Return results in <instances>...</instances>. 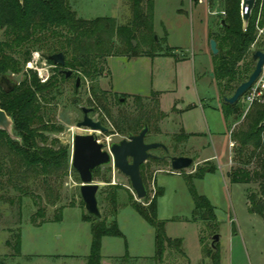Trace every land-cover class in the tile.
Wrapping results in <instances>:
<instances>
[{
    "label": "rangeland",
    "instance_id": "rangeland-1",
    "mask_svg": "<svg viewBox=\"0 0 264 264\" xmlns=\"http://www.w3.org/2000/svg\"><path fill=\"white\" fill-rule=\"evenodd\" d=\"M70 3L79 16L88 19L113 16L118 24H126L133 17L132 0H70ZM153 3L157 45L146 44L140 38L135 40L138 54L118 52L108 56L104 72L95 81L68 67L73 69L74 75L60 79V91L47 106L48 117L64 128L51 133V137H58L72 148L75 133L93 132L78 127L77 122L83 118V106H102L92 88L97 85V94L115 120L127 114L135 116L142 109L151 110L154 115L146 140L166 144L173 155L194 157V166L174 171L164 148L160 147L154 151L157 159L149 158L142 169L149 194L147 201L158 199V217L166 221L170 237L183 238L186 253L170 249L160 261L154 258V227L131 205L133 200L148 203L147 198H137L129 177L113 163L101 167L95 181L100 184L98 199L102 216L111 221L115 215L124 233L121 237H104L101 264H216L207 253V249L216 251V245L220 252L219 264H264V220L251 210L248 197V189L257 190L258 184L232 182L226 172L229 161L230 169L238 164L240 143L232 139L236 145L230 147V138L247 128L246 115L251 105L246 97L241 100L242 114L229 117L228 122L224 121L223 112L206 110L202 119L208 121L211 128L199 137L182 129L181 118L174 108L169 113L162 111V92L152 91L156 88L167 92L164 107L175 99L176 108L201 100L205 108L222 107L224 96L215 78L210 34L219 31L218 22L225 15L222 13L224 2L153 0ZM144 6L147 7L146 1ZM4 38V31L0 30V42ZM257 41L256 49L264 48L263 37L258 36ZM116 42L120 41L116 39ZM181 58L186 60L178 61ZM26 67L36 70L42 81L53 74L52 65L38 50L32 53ZM9 76L18 84L24 78L23 72L9 73ZM136 96L142 99L137 100ZM99 114H103L104 118L102 115L100 118L109 131H96V134L107 149L112 142L127 138L105 109H99L94 117ZM193 115V119L197 118L196 113ZM208 143L211 145L209 153L217 157L199 161L200 150ZM256 164V161L251 164L252 168ZM196 171L205 172L204 176L196 177ZM189 176H194L197 191L213 204L214 218L208 211L196 209ZM80 183L78 172L71 169L50 194L39 182L33 186L32 195H22V199L15 190L0 191L3 194L0 198V264H87L92 231L91 223L84 219L88 211L82 203ZM61 207L62 218L56 220ZM40 208L45 215H41ZM216 235L218 240L215 241Z\"/></svg>",
    "mask_w": 264,
    "mask_h": 264
},
{
    "label": "trees",
    "instance_id": "trees-1",
    "mask_svg": "<svg viewBox=\"0 0 264 264\" xmlns=\"http://www.w3.org/2000/svg\"><path fill=\"white\" fill-rule=\"evenodd\" d=\"M145 1L147 7L144 6ZM223 2L225 15L218 22L219 31L211 32L210 38L217 40L219 48V53L215 55V78L220 93L227 96L233 94L255 68L254 43L258 37V26H264V0H257L246 29L241 11L242 0ZM131 6L132 19L126 24H118L113 16L92 19L81 17L73 9L70 0H0V30L5 35L0 42V77L9 73L24 74L22 81L9 92L0 85V107L12 117L14 134L18 137L12 138L0 128V191L15 190L22 199V195H32L33 186L39 182L50 194L58 181H62L71 169L75 170L71 165V146L63 144L58 137H51V133L61 132L63 126L53 122L47 115L48 103L60 91V78L54 75L42 81L36 70L26 67L32 59V53L37 50L64 51L68 56V67L79 70L84 77L95 81L104 72L108 56L118 52L137 55L139 50L135 40L139 38L146 44L159 43L155 32L153 0H132ZM92 88L102 105L100 107L98 104L96 110L105 109L107 115L113 118L97 94L99 86L92 85ZM103 98L106 99V96ZM136 99L142 98L136 96ZM241 100L234 104L223 102L222 109L227 119L242 114ZM160 114L164 115V112ZM153 115L151 110L142 109L135 116L127 114L119 120L113 119L116 128L128 135L139 132L145 124L151 127ZM246 116L249 119L247 128L235 132L232 137L240 146L236 157L238 164L232 166L228 175L232 182L258 184L257 190L248 189V197L251 210L264 220V125H261L264 120V100H255ZM255 161L257 164L252 168L251 164ZM101 167L95 170V177L100 175ZM204 173L196 171L194 174L203 177ZM193 177L189 176L188 180L196 209L206 210L214 218L213 204L207 196L197 191ZM2 197L3 194H0ZM57 197L60 198V194ZM113 201L116 205V195ZM147 202L133 200L131 205L155 229L154 258L163 260L170 249L186 255L183 238L170 237L166 221L158 217V199L154 197ZM59 209L61 213L56 220L62 218V207ZM39 212L45 215L43 208ZM84 219L91 223L92 231L87 264H101L104 237H121L124 233L115 215L111 221L90 213ZM216 249H207V253L219 264L218 245Z\"/></svg>",
    "mask_w": 264,
    "mask_h": 264
},
{
    "label": "water",
    "instance_id": "water-1",
    "mask_svg": "<svg viewBox=\"0 0 264 264\" xmlns=\"http://www.w3.org/2000/svg\"><path fill=\"white\" fill-rule=\"evenodd\" d=\"M257 0H242L241 11L244 29L247 28L252 14V10ZM247 9V11H246ZM136 44V42H135ZM210 47L214 55L219 53L218 43L215 38L210 39ZM49 58L60 64H65V55L63 52L51 54ZM253 59L256 61L254 70L248 79L238 85L231 96H224V101L234 104L241 100L252 86L259 80L264 72V50L255 49ZM68 75L72 70L67 71ZM0 84L6 91H11L18 84L12 80L9 74H3L0 78ZM79 79L77 80V86ZM124 100V99H122ZM88 113L89 109H84ZM264 125V120L261 122ZM78 127H87L91 133H75L73 135L71 165L78 172L80 177V191L82 199L88 213L99 218L102 212L99 206L98 191L100 184L95 181V170L101 166L113 163L116 168L126 174L131 182L138 199L148 197V189L142 173V165L149 159L155 158L154 151L164 148L166 157L171 161V165L176 170H182L194 166V158L188 155H173L168 146L159 141H147V135L150 131L148 124L137 133H129L127 138L112 142L109 149L105 144L99 141L96 131L108 132L109 128L101 121L94 120L88 115L83 121L77 123ZM0 128L5 130L12 138H18L14 134V122L7 111L0 107ZM218 240V235L214 237Z\"/></svg>",
    "mask_w": 264,
    "mask_h": 264
},
{
    "label": "crops",
    "instance_id": "crops-1",
    "mask_svg": "<svg viewBox=\"0 0 264 264\" xmlns=\"http://www.w3.org/2000/svg\"><path fill=\"white\" fill-rule=\"evenodd\" d=\"M185 60H186L185 58H181L178 61L182 62ZM153 90L162 92V94L160 95L161 110L166 112V113H169L174 108L178 112V114L181 118L180 125H181L182 129H184V131H186L187 133H190V135L203 137L206 134L205 130L206 131L210 130L211 127H210V124L208 123V121H205L204 119H202V115L206 116V110L213 111V112H216V111L220 112L221 111V112H223L224 121L228 122V120H229L226 118L224 111H223L221 106L205 108V105H203V100H201L200 103H184V104L180 105L179 108H176L177 101L175 99L172 102H169V106L164 107L163 99L167 95V92L165 90L156 89V88H152V91ZM194 113H196V116H197V118H195V119H193L194 118L193 116H195V115H193ZM231 141H232V138H230V143H231ZM210 146L211 145L209 143L206 146L203 145V147L201 148L200 153H199V156H200L199 161H211V160L215 159V157H217L216 154L209 153V147ZM230 152H231V148H230ZM230 167H231V161H229V164L226 165V172L227 173L230 170ZM102 250H103V248H102Z\"/></svg>",
    "mask_w": 264,
    "mask_h": 264
},
{
    "label": "flooded vegetation",
    "instance_id": "flooded-vegetation-1",
    "mask_svg": "<svg viewBox=\"0 0 264 264\" xmlns=\"http://www.w3.org/2000/svg\"><path fill=\"white\" fill-rule=\"evenodd\" d=\"M60 52H63L64 53V55H65V64H60V63H57V62H55L53 59H51V58H49V55H51V54H56V53H60ZM41 56L46 60V62H49V64H51L52 65V67H53V74H51L49 77H48V79L49 78H51L52 76H54V75H56L58 78H65V79H67V78H70V77H72L73 75H74V72H73V69L72 68H68V66L66 65L67 64V59H68V56H67V53H65L64 51H55V52H41ZM49 60H52V62H50ZM29 62H31V61H29ZM69 70H72V74H70V75H68V73H67V71H69ZM64 77H63V76ZM1 78V77H0ZM47 79V80H48ZM80 79L81 78H79V85L77 86V83H76V87L78 88L79 86H80ZM46 81V80H45ZM1 85V84H0ZM2 86V85H1ZM3 88H4V86H2ZM5 89V88H4ZM89 109L88 110V113H86L85 112V110L84 109ZM82 112H83V118L80 120V121H83L84 120V118H85V116L86 115H88L89 117H91V118H93L94 120H97V121H101L103 124H104V122H103V120L100 118V114L98 115L99 117H94L95 116V112H97V110H96V108H95V106H89V107H87V106H83L82 107ZM80 121H78V122H80ZM77 122V123H78ZM87 128V127H86Z\"/></svg>",
    "mask_w": 264,
    "mask_h": 264
},
{
    "label": "built area",
    "instance_id": "built-area-1",
    "mask_svg": "<svg viewBox=\"0 0 264 264\" xmlns=\"http://www.w3.org/2000/svg\"><path fill=\"white\" fill-rule=\"evenodd\" d=\"M199 1H204V0H199ZM247 11V9H246ZM223 14H225V11L222 12ZM258 36H262L263 40H264V26H258ZM258 40V37H257ZM256 40V42L254 43V46H256V43L258 42ZM263 95H264V79L261 77L259 78V80L252 86V88L246 93L245 97H246V101L249 103V105H251L255 100H259L263 102ZM236 145V141L232 140L230 143L231 147H234Z\"/></svg>",
    "mask_w": 264,
    "mask_h": 264
}]
</instances>
